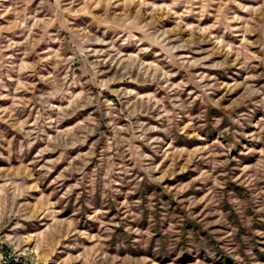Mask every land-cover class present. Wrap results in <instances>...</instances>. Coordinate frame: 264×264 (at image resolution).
Wrapping results in <instances>:
<instances>
[{
	"label": "rangeland",
	"instance_id": "obj_1",
	"mask_svg": "<svg viewBox=\"0 0 264 264\" xmlns=\"http://www.w3.org/2000/svg\"><path fill=\"white\" fill-rule=\"evenodd\" d=\"M264 264V0H0V257Z\"/></svg>",
	"mask_w": 264,
	"mask_h": 264
},
{
	"label": "built area",
	"instance_id": "obj_2",
	"mask_svg": "<svg viewBox=\"0 0 264 264\" xmlns=\"http://www.w3.org/2000/svg\"><path fill=\"white\" fill-rule=\"evenodd\" d=\"M0 264H21L17 258H14L11 254H5L0 257Z\"/></svg>",
	"mask_w": 264,
	"mask_h": 264
}]
</instances>
